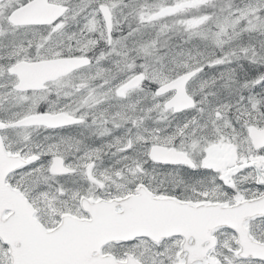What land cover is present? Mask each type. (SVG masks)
Returning a JSON list of instances; mask_svg holds the SVG:
<instances>
[{
  "label": "snow or ice",
  "instance_id": "6c2138e0",
  "mask_svg": "<svg viewBox=\"0 0 264 264\" xmlns=\"http://www.w3.org/2000/svg\"><path fill=\"white\" fill-rule=\"evenodd\" d=\"M0 264H264V0H0Z\"/></svg>",
  "mask_w": 264,
  "mask_h": 264
}]
</instances>
